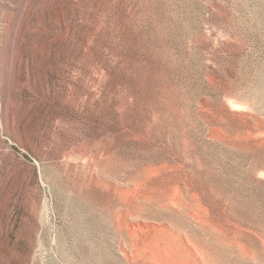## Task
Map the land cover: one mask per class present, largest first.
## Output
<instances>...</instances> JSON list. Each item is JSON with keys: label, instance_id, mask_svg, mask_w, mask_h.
Listing matches in <instances>:
<instances>
[{"label": "rangeland", "instance_id": "1", "mask_svg": "<svg viewBox=\"0 0 264 264\" xmlns=\"http://www.w3.org/2000/svg\"><path fill=\"white\" fill-rule=\"evenodd\" d=\"M0 264H264V0H0Z\"/></svg>", "mask_w": 264, "mask_h": 264}]
</instances>
